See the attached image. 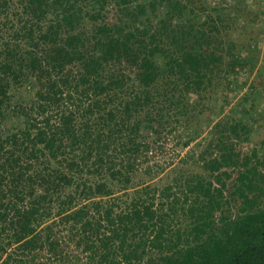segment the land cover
<instances>
[{
	"label": "trees",
	"instance_id": "1",
	"mask_svg": "<svg viewBox=\"0 0 264 264\" xmlns=\"http://www.w3.org/2000/svg\"><path fill=\"white\" fill-rule=\"evenodd\" d=\"M236 7L0 0V264H264V159L236 150L245 121L215 122L210 150L158 157L174 132L200 135L187 129L203 95L245 83L229 32L225 54L205 40ZM209 8L223 13L204 29ZM12 89L27 97L11 113Z\"/></svg>",
	"mask_w": 264,
	"mask_h": 264
},
{
	"label": "rangeland",
	"instance_id": "2",
	"mask_svg": "<svg viewBox=\"0 0 264 264\" xmlns=\"http://www.w3.org/2000/svg\"><path fill=\"white\" fill-rule=\"evenodd\" d=\"M234 4L237 7L232 9L237 14L238 20L224 21L226 25L216 22L217 28L221 30V34L216 37L214 33H209L205 30L206 41L209 47L219 49L223 54L227 51V46L220 40H223V33L226 30L229 32V37L235 39L236 49L234 54L238 56L243 54L247 57V71H240L237 75L245 83L238 82L235 85L227 87V84L220 83L214 90L202 96L201 108L203 111L202 117L189 119L187 131L193 130L198 125L201 128V133L195 139H187V134L183 133L180 137L178 132L169 135L167 143L158 152V157L169 158L178 160L188 150L194 149L199 152L204 147L209 149V142L214 138L211 128L218 120L222 122L232 121L241 118L248 125L249 134L246 140L235 139V148L240 154L250 157L251 165L256 164V159H252L251 154L256 153L259 160L264 159V0H205V5L210 4L217 8H224L227 4ZM159 12V10H158ZM208 13L201 15L200 26L207 29V19H216L217 13H223L222 10L212 11L211 8L207 9ZM159 16V15H158ZM209 20L208 22H210ZM227 22V23H226ZM224 26V27H223ZM218 84V83H217ZM216 84V85H217ZM229 88V89H228ZM27 97L20 90L12 89L9 93L8 100L5 101L9 112H13L16 104L22 99ZM200 123L201 122H207ZM198 128V127H197ZM186 130V129H185ZM187 143L181 147L182 143ZM210 150V149H209ZM194 151V152H195ZM257 165L258 179L260 180L261 187H264V163L261 162ZM173 170L170 169L164 174H160L155 180L160 184L169 182L173 178ZM231 177L226 179L225 196H230L231 192L235 189L237 172L232 171ZM140 178H142L140 176ZM139 178V180H140ZM145 178V177H143ZM137 180V179H136ZM264 201V199H263ZM238 203H232L230 207L231 213H236L238 210ZM228 205L225 206L227 209ZM74 247H67V253L72 255H80L83 260V253L73 250Z\"/></svg>",
	"mask_w": 264,
	"mask_h": 264
}]
</instances>
